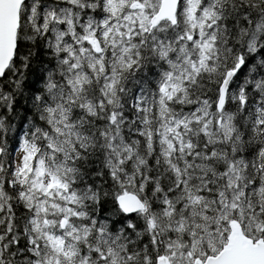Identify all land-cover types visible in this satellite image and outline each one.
Returning <instances> with one entry per match:
<instances>
[{
  "label": "snow or ice",
  "instance_id": "obj_1",
  "mask_svg": "<svg viewBox=\"0 0 264 264\" xmlns=\"http://www.w3.org/2000/svg\"><path fill=\"white\" fill-rule=\"evenodd\" d=\"M0 264H264V0H0Z\"/></svg>",
  "mask_w": 264,
  "mask_h": 264
}]
</instances>
